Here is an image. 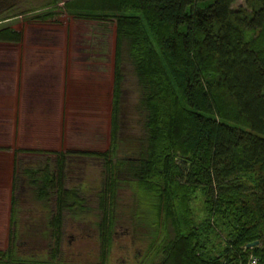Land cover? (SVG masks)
<instances>
[{"label":"trees","instance_id":"obj_1","mask_svg":"<svg viewBox=\"0 0 264 264\" xmlns=\"http://www.w3.org/2000/svg\"><path fill=\"white\" fill-rule=\"evenodd\" d=\"M232 4L233 0L62 3L66 11L83 16L111 12L118 62L122 42L127 41L145 134L123 137L132 157L106 166L97 206L103 213L100 240L107 244L111 189L120 184L117 180L136 186L134 227L143 230L138 235L143 242L148 238L145 247L151 249L141 251L135 264H245L249 256L264 264V0H243L236 8ZM118 78L114 63L109 153L117 149ZM27 186V196L41 202L42 190ZM195 194L202 198L200 208L191 205ZM84 205L75 191L66 190L57 194L54 207L58 215L67 209L75 217ZM196 208L201 214L195 220ZM13 214L12 210L11 218ZM58 215L52 219L55 224ZM25 228L30 229L29 224ZM45 228L47 223L36 229ZM14 236L12 250L0 254V264L33 262L18 257L21 242ZM215 240L218 246L211 244ZM252 242L257 245L245 248ZM206 245L215 248L214 256L208 255Z\"/></svg>","mask_w":264,"mask_h":264},{"label":"rangeland","instance_id":"obj_2","mask_svg":"<svg viewBox=\"0 0 264 264\" xmlns=\"http://www.w3.org/2000/svg\"><path fill=\"white\" fill-rule=\"evenodd\" d=\"M52 1L0 0V63L4 62L0 84L18 83L25 89L20 92L19 112L13 114L12 102L0 101V169L6 174L12 172V199L24 184L32 186L30 179L35 182L32 187L44 194L41 202L30 201L35 206L30 213L28 203L14 204L12 222L6 226L7 215L0 211V254L11 252L15 233L21 242L18 254L23 259L42 263L51 260L50 264H103L106 260L108 264H135L141 251L145 254L151 249L145 247L148 238L144 243L138 235L141 229H134L138 209L135 185L117 180L120 184L116 190L111 189V195L117 198L119 222L105 255L96 237L101 216L97 198L106 183V166L129 159L123 137L145 134L141 130L145 113L140 107V88L127 41L122 42L118 62L111 12L83 16L79 11L65 10L62 3L68 0ZM239 6H243V0H233L232 7ZM114 63L118 64L119 77L114 139L117 149L109 153ZM24 86H29V91ZM5 92L10 96L11 92ZM66 190L75 191L86 204L79 216H84L87 224H78L79 216L72 217L67 209L60 215L55 211L57 194ZM191 198V205L200 208L199 194ZM192 212L194 219L201 214L199 209ZM57 215L55 224L52 219ZM34 218L36 228L47 223L49 233L44 229H22L25 221ZM125 227L131 229L130 235H124ZM51 231L56 235V251H49L55 240ZM205 248L210 250L208 255L216 254L215 248ZM54 259L58 263L52 262Z\"/></svg>","mask_w":264,"mask_h":264},{"label":"flooded vegetation","instance_id":"obj_3","mask_svg":"<svg viewBox=\"0 0 264 264\" xmlns=\"http://www.w3.org/2000/svg\"><path fill=\"white\" fill-rule=\"evenodd\" d=\"M127 144L125 143L124 144V146H126ZM128 149L126 148V149H124V151H127ZM129 151V150H128ZM127 151V153H128V157H129V159H130V157H132V154L131 153H129ZM83 188L85 189V187L83 186ZM25 189V184L23 185V186H21V188L18 190V193H17V195L15 196V201L13 202L15 205H16V203L18 204V205H20V204H24V203H28V205L26 206V208H27V212L29 211V213L31 212L30 211V209L31 208H34L33 206H31L32 204H30L31 202H33L34 200H35V198L33 197V195H28L27 196V194H26V191L24 190ZM115 190H116V188H115ZM97 199H100L99 197L97 198ZM110 199V198H109ZM109 199L107 200L108 201V206H109V215L107 216L108 217V221H109V233H108V235H109V239H108V243L107 244H105V243H103L101 240H100V237H101V235H102V231H101V229L98 227L99 225H101L102 224V218H103V214H102V212H100L99 211V213H100V221L97 223V225L93 222L92 224H93V226H95L96 225V237H98V243L100 244V249H101V251L103 252V255H105L107 252H109L110 251V248H111V244L113 243V235H114V229H115V227H116V224L119 222L118 220H119V216L117 215V211L115 210V204H116V202H117V198H116V196H113V199H112V201L110 200L109 201ZM18 200H20V201H18ZM23 201H24V203H23ZM31 201V202H30ZM98 202L99 201H97V205H98ZM14 204H13V206H14ZM31 206V207H30ZM20 207V206H19ZM83 207H86V204L83 206ZM85 209V208H84ZM87 209V208H86ZM84 211H82V213H83ZM83 215V214H82ZM38 218V217H37ZM41 219L43 218V217H40ZM77 218V217H76ZM78 218H81L82 219V221H81V219H80V221H78V224H82V225H85V224H87L88 222H86L87 220H86V218L84 217V216H82V217H78ZM77 218V219H78ZM39 220V219H38ZM36 223H37V220H36V218H34L32 221H29L28 223H27V221H25V223L23 224V228L22 229H24V230H28V229H26L25 228V225L26 224H29V226H30V229H33V228H36ZM33 225V226H32ZM129 228V227H128ZM128 228H126L125 227V231H124V235L125 236H127V235H130V231H131V229H132V226H131V229L130 230H128ZM134 229H136V227L134 228ZM45 230L46 231H48L47 230V228H45ZM48 233H49V231H48ZM51 245L49 244V247H50ZM55 246V247H54ZM56 246L58 247V243H56V245L53 243V245L50 247V250L49 251H53L54 249L56 250ZM52 248V249H51ZM125 249H127V251L126 252H128L129 253V251H130V249L128 248V247H125ZM17 250H18V248H17ZM19 256L18 257H20V258H22L21 256V254H18ZM49 258L51 259V256H49ZM23 259V258H22ZM134 259V258H133ZM56 259H54V261H52V262H54V263H58V261H55ZM36 261V259H34L33 260V262H25V261H17V263L18 264H40V262H35ZM51 261V260H50ZM50 261L48 260L47 262H44V264H50ZM65 264H66V262H65ZM103 264H108V261L106 260L105 262H103Z\"/></svg>","mask_w":264,"mask_h":264},{"label":"crops","instance_id":"obj_4","mask_svg":"<svg viewBox=\"0 0 264 264\" xmlns=\"http://www.w3.org/2000/svg\"><path fill=\"white\" fill-rule=\"evenodd\" d=\"M3 63L4 62H1L0 66H3ZM0 86H1L0 90H3V92L0 94V101L12 102L14 105L13 114L19 112V104L21 102L20 92L21 91L25 92V89L21 87L18 83H12V84L1 83ZM25 88H27L28 89L27 91H29V86H26ZM5 91L11 92L10 96L9 94L6 95ZM13 120H14V116H13ZM12 186H13V175L11 170L10 172L8 171V173L6 174L4 169L1 168L0 169V211L4 212V214L7 215V218L5 220V226L6 223H8V221L10 223L11 220V212L13 208V199L11 194Z\"/></svg>","mask_w":264,"mask_h":264},{"label":"built area","instance_id":"obj_5","mask_svg":"<svg viewBox=\"0 0 264 264\" xmlns=\"http://www.w3.org/2000/svg\"><path fill=\"white\" fill-rule=\"evenodd\" d=\"M245 264H259L257 258L253 256H249L245 262Z\"/></svg>","mask_w":264,"mask_h":264},{"label":"water","instance_id":"obj_6","mask_svg":"<svg viewBox=\"0 0 264 264\" xmlns=\"http://www.w3.org/2000/svg\"><path fill=\"white\" fill-rule=\"evenodd\" d=\"M256 245H257V242H252V243L247 244V245L245 246V248L250 249V248H253V247L256 246Z\"/></svg>","mask_w":264,"mask_h":264}]
</instances>
